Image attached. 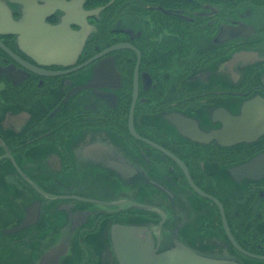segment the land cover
<instances>
[{
  "label": "flooded vegetation",
  "instance_id": "af4514ba",
  "mask_svg": "<svg viewBox=\"0 0 264 264\" xmlns=\"http://www.w3.org/2000/svg\"><path fill=\"white\" fill-rule=\"evenodd\" d=\"M3 1L0 264H114L110 225L162 216L161 244L177 230L264 264V176L230 172L264 154V0H71L103 6L69 23L85 37L75 55L69 29L10 27L27 9ZM242 118L240 140L213 135Z\"/></svg>",
  "mask_w": 264,
  "mask_h": 264
},
{
  "label": "water",
  "instance_id": "95a60500",
  "mask_svg": "<svg viewBox=\"0 0 264 264\" xmlns=\"http://www.w3.org/2000/svg\"><path fill=\"white\" fill-rule=\"evenodd\" d=\"M1 1L5 2L3 0ZM12 1L23 3L24 7L27 9V15L25 20L22 22L10 20V27H15V25L21 26L22 24H25L27 25V29H29L30 24L39 22L41 25L46 27L47 33L50 35L60 33L63 29H69V31L72 33L71 52L73 55L77 54L81 49L85 37L83 30H71L69 28V23L73 21L75 23H79L84 28L88 24L86 16L98 13V11L103 7L97 6L88 10H84L80 4L77 5L71 0H46L47 4L44 5H40L38 0ZM111 1L112 0L109 2ZM55 8H61L65 10L67 16L61 21V23L49 25L50 23L45 20L44 16L49 13L46 11H49V9L52 11V9ZM6 12L10 13L9 9H7ZM34 17L37 21L34 19ZM229 30L232 31V33H235L236 27L225 29V31ZM36 50L39 53L42 51L48 52L41 46L36 48ZM231 118L235 119L236 117ZM236 120L237 122H229L227 125L224 122L226 128L223 129L227 131L218 129L217 131H214L215 133H213V135H215L217 139L221 140V142H226L230 139H239L240 136L238 135L229 137L231 133H233L231 131L235 124L243 125V118L241 121L240 119ZM253 124L254 128L257 129V122L254 121ZM230 172L231 175L236 179H240L242 177L258 179L263 177L264 154L256 155L247 161H244L238 165H234L230 168ZM188 177L192 182L189 175ZM195 187L200 191L197 186ZM126 202H133L134 205L143 209H155L152 205H146L142 202H135L128 199H126ZM158 212L161 213V211ZM164 219L165 217L162 216V220L159 223L153 224L155 227H153L151 224L125 223L122 220L112 223L109 227L108 244L114 254L117 264H241L239 261L233 258L219 257L196 251L194 247L178 236L177 230H174L172 237L167 234V238L165 239L166 243L161 244L160 240L155 236V231L160 232L164 224ZM27 223L28 222L24 220L21 224L15 226L12 229H18L20 226L26 225ZM229 234L233 239L234 244L238 246L230 231ZM259 257L264 258V256Z\"/></svg>",
  "mask_w": 264,
  "mask_h": 264
},
{
  "label": "bare ground",
  "instance_id": "6f19581e",
  "mask_svg": "<svg viewBox=\"0 0 264 264\" xmlns=\"http://www.w3.org/2000/svg\"><path fill=\"white\" fill-rule=\"evenodd\" d=\"M125 223H140V224H148V223H141V222H125ZM157 238V237H156ZM160 240V239H159Z\"/></svg>",
  "mask_w": 264,
  "mask_h": 264
},
{
  "label": "rangeland",
  "instance_id": "374dc122",
  "mask_svg": "<svg viewBox=\"0 0 264 264\" xmlns=\"http://www.w3.org/2000/svg\"><path fill=\"white\" fill-rule=\"evenodd\" d=\"M114 264H116V262L114 261Z\"/></svg>",
  "mask_w": 264,
  "mask_h": 264
}]
</instances>
